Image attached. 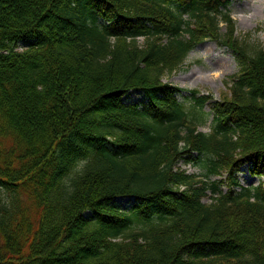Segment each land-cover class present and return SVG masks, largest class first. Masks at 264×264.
<instances>
[{"label":"trees","instance_id":"obj_1","mask_svg":"<svg viewBox=\"0 0 264 264\" xmlns=\"http://www.w3.org/2000/svg\"><path fill=\"white\" fill-rule=\"evenodd\" d=\"M230 1L0 0V264H264V182L238 180L264 178V45ZM207 40L238 71L205 114L162 78Z\"/></svg>","mask_w":264,"mask_h":264},{"label":"rangeland","instance_id":"obj_2","mask_svg":"<svg viewBox=\"0 0 264 264\" xmlns=\"http://www.w3.org/2000/svg\"><path fill=\"white\" fill-rule=\"evenodd\" d=\"M262 1L264 2V0ZM229 9L235 21V35L240 39L246 37L254 46H263L264 3L261 0H231ZM17 50L20 51V48L17 47ZM237 71V62L231 50L215 42L205 41L188 53L179 71L163 77L162 81L182 89L178 100L183 103L186 109L192 105L190 99H185V97L190 96L189 91H197V96L208 95L211 97V100L202 109V112L207 114L212 102L229 97L227 84ZM126 99V103H135L141 99V96L132 91ZM210 123L211 116L206 115L205 123L198 127V131L208 133ZM177 167L187 174L202 175L205 173L200 161H180ZM218 179V177L210 178V180ZM238 180L243 187H255L261 181L264 182V178L251 175L248 172V166L241 168ZM225 190L223 188V191ZM210 197V192H207L203 202L209 203ZM132 200L118 199L117 203L128 206Z\"/></svg>","mask_w":264,"mask_h":264},{"label":"bare ground","instance_id":"obj_3","mask_svg":"<svg viewBox=\"0 0 264 264\" xmlns=\"http://www.w3.org/2000/svg\"><path fill=\"white\" fill-rule=\"evenodd\" d=\"M262 3H264L262 0H261Z\"/></svg>","mask_w":264,"mask_h":264}]
</instances>
